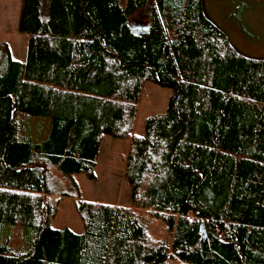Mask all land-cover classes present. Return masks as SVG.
<instances>
[{"label":"trees","instance_id":"obj_1","mask_svg":"<svg viewBox=\"0 0 264 264\" xmlns=\"http://www.w3.org/2000/svg\"><path fill=\"white\" fill-rule=\"evenodd\" d=\"M17 32L25 61L0 48V264H264V61L203 0H21ZM146 83L170 97L138 137ZM105 137L129 141L130 208L73 179L95 180ZM53 195L81 234L51 226Z\"/></svg>","mask_w":264,"mask_h":264},{"label":"rangeland","instance_id":"obj_2","mask_svg":"<svg viewBox=\"0 0 264 264\" xmlns=\"http://www.w3.org/2000/svg\"><path fill=\"white\" fill-rule=\"evenodd\" d=\"M20 2L0 0V48L8 47L15 60L22 59L27 44L26 36L17 32ZM203 4L206 16L226 34L241 56L264 61V0H203ZM169 97L170 90L151 83L144 84L133 136L143 135L144 120L165 114ZM41 128L42 134H46V123H42ZM128 149V140L103 139L94 169L95 180H89L82 174L73 176L81 200L131 207L130 189L123 179ZM64 185L68 187L63 183L60 187ZM47 201H58L57 213L51 223L54 229L68 228L76 234L83 232L74 200L53 195Z\"/></svg>","mask_w":264,"mask_h":264},{"label":"water","instance_id":"obj_3","mask_svg":"<svg viewBox=\"0 0 264 264\" xmlns=\"http://www.w3.org/2000/svg\"><path fill=\"white\" fill-rule=\"evenodd\" d=\"M200 235H201V240H203L205 238V231L203 225L200 226Z\"/></svg>","mask_w":264,"mask_h":264},{"label":"crops","instance_id":"obj_4","mask_svg":"<svg viewBox=\"0 0 264 264\" xmlns=\"http://www.w3.org/2000/svg\"><path fill=\"white\" fill-rule=\"evenodd\" d=\"M25 57H26V49H25V54H24V56L22 57V59L21 60H19V61H25Z\"/></svg>","mask_w":264,"mask_h":264}]
</instances>
